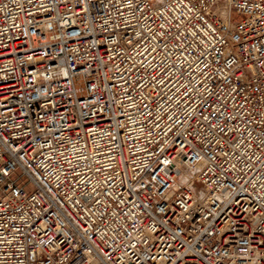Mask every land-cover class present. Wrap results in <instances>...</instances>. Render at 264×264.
<instances>
[{
	"label": "built area",
	"instance_id": "obj_1",
	"mask_svg": "<svg viewBox=\"0 0 264 264\" xmlns=\"http://www.w3.org/2000/svg\"><path fill=\"white\" fill-rule=\"evenodd\" d=\"M0 264H264V0H0Z\"/></svg>",
	"mask_w": 264,
	"mask_h": 264
}]
</instances>
